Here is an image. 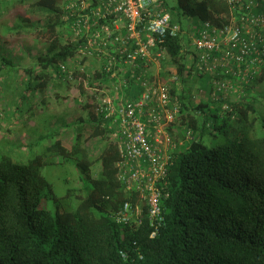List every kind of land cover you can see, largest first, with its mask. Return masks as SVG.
<instances>
[{"label":"trees","instance_id":"trees-1","mask_svg":"<svg viewBox=\"0 0 264 264\" xmlns=\"http://www.w3.org/2000/svg\"><path fill=\"white\" fill-rule=\"evenodd\" d=\"M157 5L167 12L162 0ZM177 8L179 17L195 21L194 31L206 22L226 25L233 15L258 19L250 27L258 36V61L255 72L240 81L188 66L189 42L182 35L159 46L164 52L160 67L173 65L181 84L194 70L208 96L193 102L183 85L180 91L175 83L169 85L178 113L164 127L173 147L167 151L165 175L156 183L162 221L155 226L138 191L126 190L118 179L120 155L110 140L113 118L95 111L100 90L126 103L138 98L140 84L119 85L102 57H77L84 42L73 39L70 27L79 11L71 16L65 0H0V119L1 105L10 99L21 102L33 92L30 102L40 112L50 101L54 110L68 97L54 87L66 93L74 86L76 98L68 101L82 98L78 106L84 115L75 118L87 134L83 138L77 130L69 147L56 139L46 149L48 158L38 155L22 163L0 154V264H264V112H258L253 97L254 86L264 82V0L231 5L227 0H177ZM165 73L160 72L162 79ZM143 78L152 81L151 75ZM224 79L234 91L212 98V81ZM14 104L7 105L11 115ZM28 124L22 123V132ZM90 138L100 145L95 157ZM66 162L73 164L82 187L57 197L41 170ZM96 163L99 171L93 177ZM46 199L52 213L43 208ZM124 203L140 206L138 227L115 220Z\"/></svg>","mask_w":264,"mask_h":264},{"label":"built area","instance_id":"built-area-1","mask_svg":"<svg viewBox=\"0 0 264 264\" xmlns=\"http://www.w3.org/2000/svg\"><path fill=\"white\" fill-rule=\"evenodd\" d=\"M234 1L227 0L229 5ZM65 9L71 16L79 11L70 27L73 39L84 42L79 46L77 57H102L106 72L119 85L130 81L140 84L138 98L126 103H117L100 90L95 111L112 117L116 125L110 140L120 155L116 162L118 179L126 190L138 191L145 202L150 225L158 226L162 217L156 183L165 175L167 151L173 147L164 127L178 113L176 97L168 94L170 86L161 80L159 64L164 52L159 46L183 33L157 5V0H65ZM256 22L259 20L233 15L226 25L206 22L195 33H188L187 40L194 52L185 50L190 53L193 69L211 75L223 72L225 76L233 75L235 80L244 81L255 72L258 61L254 42L258 36L250 30ZM139 62L143 66L139 67ZM153 65L158 68L155 76L149 73ZM145 75H151L152 81L143 78ZM177 80L175 71L167 77L170 85ZM211 84L214 99L234 91L226 79L213 80ZM115 220L138 227L142 221L140 206L124 203ZM153 236L151 232L150 237Z\"/></svg>","mask_w":264,"mask_h":264},{"label":"rangeland","instance_id":"rangeland-1","mask_svg":"<svg viewBox=\"0 0 264 264\" xmlns=\"http://www.w3.org/2000/svg\"><path fill=\"white\" fill-rule=\"evenodd\" d=\"M163 8L171 15L173 22L177 24L181 31L182 37L184 41L187 40L188 33H195V21L193 19H186L183 17L178 16V8H177V0H162ZM188 50L194 52L193 46L189 43ZM188 66H191V60L188 57ZM158 68L154 65L150 68L149 72L151 75L155 76L157 73ZM160 72H167L168 74L165 76L164 79L161 78L162 82L170 83L167 81V77L169 74L175 71L173 65L164 64L162 68L159 70ZM188 80L185 84H181L178 80L175 83V87L180 91L182 89V85L185 89H188L193 102H198L199 100L206 101L208 94L204 92L203 89L200 88L199 84L200 81L197 80V74L194 70L191 69L190 77H187ZM74 87V86H73ZM71 87L69 91L66 93L64 92L63 87L55 86L54 89L59 91L61 96H68L66 97L67 100L62 101L60 105H56L53 109L52 102L50 101L46 107L42 108V111H39V107L36 104H32L30 99H34L33 93L30 95L28 99H24L21 102H18L16 99H10L4 104L1 105V109L3 111V117L0 119V154H5L10 157L13 161H20L22 163L26 162L32 157L42 155L43 158H48L49 153L46 152L48 146H50L56 139H60L62 143L66 147H69L72 142V137L74 133L78 129V125L80 124L77 122V115H84V112H81L78 104L80 103L81 97L73 102L72 100L68 101V99L76 98L77 91ZM253 94L257 100L258 104V112H264V82L259 84L258 86H254ZM49 92V90H48ZM37 98V97H36ZM45 100L51 99L50 96L46 95ZM16 101V102H15ZM13 108H16V111H12V115L9 113V108L7 105H13ZM69 103L71 108L69 107ZM51 107V108H50ZM57 109V110H55ZM34 114L33 117L28 118L31 112ZM35 121V124L29 123V121ZM23 124H28L26 127L25 132L21 131V127ZM82 128V125L80 126ZM86 129L82 131L79 130V133L82 137H86L85 134ZM55 132V133H54ZM85 132V133H84ZM28 134L27 138L25 135ZM50 134H52L50 136ZM59 134L58 138L57 135ZM10 137H9V136ZM29 136L31 137V141H28ZM36 139V140H35ZM35 141L34 146L31 150H27V145ZM87 144L91 147V151L93 157L98 154V150L100 149V145L97 143L95 139H88ZM54 161L56 163L60 162L59 158H55ZM92 175L95 177L99 171V163H96L92 166ZM42 175L44 178L49 182L51 185L53 193L57 197H62L65 194L67 189H81V183L79 181L78 173L75 170L73 164L71 162H66L63 164H58L57 166L53 167H46L41 170ZM76 204V202H75ZM43 208L47 211L53 212V204L50 199H46L43 201Z\"/></svg>","mask_w":264,"mask_h":264}]
</instances>
